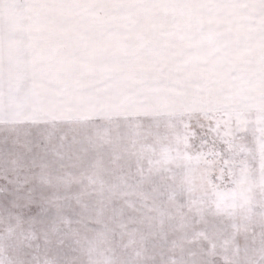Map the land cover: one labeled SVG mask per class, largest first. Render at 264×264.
<instances>
[{"label": "snow or ice", "instance_id": "6c2138e0", "mask_svg": "<svg viewBox=\"0 0 264 264\" xmlns=\"http://www.w3.org/2000/svg\"><path fill=\"white\" fill-rule=\"evenodd\" d=\"M0 264H264V0H0Z\"/></svg>", "mask_w": 264, "mask_h": 264}]
</instances>
